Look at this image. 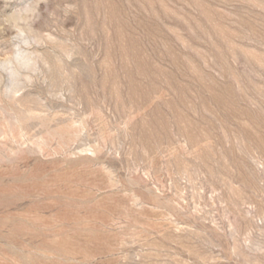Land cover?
<instances>
[{
	"label": "rangeland",
	"instance_id": "1",
	"mask_svg": "<svg viewBox=\"0 0 264 264\" xmlns=\"http://www.w3.org/2000/svg\"><path fill=\"white\" fill-rule=\"evenodd\" d=\"M0 264H264V0H0Z\"/></svg>",
	"mask_w": 264,
	"mask_h": 264
}]
</instances>
